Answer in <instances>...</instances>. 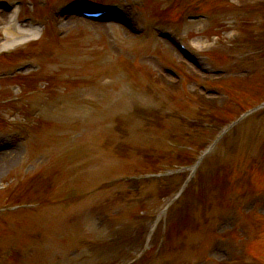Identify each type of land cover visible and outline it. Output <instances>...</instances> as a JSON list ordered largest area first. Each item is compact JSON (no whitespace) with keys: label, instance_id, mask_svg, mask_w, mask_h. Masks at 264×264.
<instances>
[{"label":"rangeland","instance_id":"1","mask_svg":"<svg viewBox=\"0 0 264 264\" xmlns=\"http://www.w3.org/2000/svg\"><path fill=\"white\" fill-rule=\"evenodd\" d=\"M26 1L30 3L27 4ZM45 1L25 0V5L20 7L17 13L15 8L8 13L0 11V73L10 72L12 70L10 67L12 63L23 60L25 56H29L30 54L34 59L39 60V62L41 59L43 61V65L39 64L40 68L36 71L29 70L25 74L13 78H0V132L9 129V127H5L4 116L12 111L15 104H18L21 111L15 110L18 112L16 118L22 125H28L33 128L30 138L33 135L34 129L40 132V138L36 139V143L42 147L40 151V149H37L39 148L38 146L32 145L34 140H29L23 142L21 146L24 147V150L21 152L6 153L5 157L12 160L2 167L0 173V206L13 203L25 196L29 197V192L36 190L31 188L32 185L28 188L26 187L30 184V177L33 174L39 173L44 167L45 163L42 162L44 160V158H41L42 155H53L54 150L49 151L51 146L58 144L55 145L57 148H67L69 146L67 143L71 142L74 136L84 128L81 125L88 123L90 117L95 115L98 117V113H102L103 111H108L109 113L122 111L119 105L122 99L118 98V95L124 90H129L132 93V97L127 94V99L130 102L137 99L134 96L139 97L143 95V93L133 86H140V84L136 83L140 79L145 80L143 81V85L146 84L144 70L134 68L132 65L142 62L140 65L143 66V69L145 68L146 74L149 73L151 68L170 74V68L166 64H161V62H165L164 57L167 59V62H172L179 58L182 62L181 64L185 66V72L192 70L196 74L202 75L205 78H212L214 81L219 76H224L223 74H210V76L202 74L193 64L186 63V60L182 58L176 49L171 48L170 44L166 41L142 43V47L148 49L146 51L142 50L144 48H134L131 50L124 45L129 46L133 44L134 41L128 39H133V37H128L127 30L122 26L115 23H106L108 25L100 27L98 25L105 22L91 21L75 15L69 16L70 18L68 16L64 17V19L68 20L66 26L63 23H58L63 26L62 30L66 34L60 40H55L48 30L45 29L41 32L40 39L38 40L30 38L26 40L17 39L18 42L13 44V47L9 45L11 43L4 46L5 38L9 37L7 34L8 27L13 31H19L22 21L25 19H29V22L33 21L30 19V14H33L31 15L32 17H35V14H43V17L46 16L45 14L50 7H47V2ZM65 1L57 0L54 4L64 3ZM121 1L122 4L129 3V1L133 5L136 3L138 5L136 6L137 10L132 7L131 11L144 24L147 23L146 20L157 18L156 16L153 17V14L162 16L173 22L182 13L195 10L192 9L194 7L210 10L213 14L211 20L197 22L181 21L180 24L176 23L179 26L178 30L181 32L180 34L188 40L189 44L193 46L200 57L212 61L213 67L216 68L219 67L217 66L219 63H222L224 59L222 54L230 47L226 43L229 36L227 30L230 19L233 17V9L229 3H221L219 0H172L170 4H167L164 0H151L152 2L148 0ZM200 1L201 3H199ZM104 2L106 1L90 0L88 3L90 6H96V4ZM173 8L174 11H172ZM31 26L23 24L22 30L30 32ZM244 26L250 27L248 24ZM211 31H216L215 33L221 36L222 42L224 41L222 46L214 48L215 44L210 37L213 34L210 33ZM244 31L248 35L250 30L244 29ZM163 46L172 52L165 50ZM153 47L155 51L162 53L163 59L155 56L156 53L151 50ZM127 48L131 52H127ZM230 49L234 51L237 47L234 46ZM42 50L44 54L40 55ZM126 53H129L134 59ZM228 53L232 52L229 51ZM44 65L45 67L43 68ZM234 78L237 80L236 85ZM231 79L232 81H229ZM131 80L133 81L130 83ZM190 82L189 80L186 81L185 89L194 83L192 80ZM239 82L240 84L238 85ZM14 85L18 87V91L11 90V88L15 87ZM216 85L224 86L228 90L229 95L240 106H243L245 101L250 102L252 100L253 103L264 97V93L260 87L257 86L258 88H256V86L240 80L235 75L228 77L224 82ZM84 89L86 93L84 94L85 96H82L81 90ZM93 89L95 93L92 91ZM197 90L200 91V88H197ZM234 94H236L237 98ZM13 97H18L19 99H12ZM129 108L132 110V106ZM231 109V106L227 107V110ZM99 119L98 117L97 121ZM87 128H90V126H87ZM203 135L195 136L192 142L199 144V139H202ZM248 151L249 148L246 147L244 152L247 154ZM78 173L87 172L83 170ZM106 174L108 173L103 172L96 180L88 183L100 181L105 178ZM49 178L50 176L45 175L41 181V175H39L37 177L39 181L38 186L47 184ZM59 180L61 181L60 185L56 188V190H59L56 191L59 195L65 194L70 186L75 187L79 181L74 176L65 180ZM24 181L27 182L23 187L21 184ZM79 189L80 191L84 190L83 186H80ZM36 192L44 193V191ZM89 197H83L84 199H80L76 204L74 203L71 208L61 212L60 223L62 218L67 220V214L75 217H81V214L84 215L82 224L78 226L74 224L67 225L68 228L63 227V229H59L61 232L68 230L72 232L74 229H77L78 232L80 231V234H87L85 231L87 229L91 235H100L98 227L93 226L95 223L89 222L91 220L89 215L92 216L94 211L100 208V204L92 199L96 197ZM19 245L22 244L17 242V246ZM110 246L111 250L110 247L102 246L98 248V250L104 252L105 259H103V264H125L126 258L121 248L119 249L116 247L117 245L113 244ZM49 249H52V247H49ZM55 250L53 248L52 251ZM57 250L60 251V249ZM63 252L65 253V251ZM60 253L55 256L56 259L60 258ZM90 253L83 251L82 254L76 255L72 248L67 247V255L65 254L61 257L63 258L61 261L65 259L67 264H98L97 257L94 254L90 255ZM81 255L85 256L82 257ZM80 256L82 258H79ZM216 257L220 258L219 255H216ZM165 260V255H162L161 259L153 264H162Z\"/></svg>","mask_w":264,"mask_h":264},{"label":"bare ground","instance_id":"2","mask_svg":"<svg viewBox=\"0 0 264 264\" xmlns=\"http://www.w3.org/2000/svg\"><path fill=\"white\" fill-rule=\"evenodd\" d=\"M70 18V17H69ZM68 18V19H69ZM66 22H68V20H66ZM28 24H26L25 26H27ZM105 25H108V24H99L98 26L102 27V26H105ZM23 27V25L21 26ZM21 29V28H20ZM7 34L9 35V37L6 39L5 43H4V46H7L9 44V42H11V44H13V42L15 43V41L18 39V38H22L24 36H26V32L22 31V30H19V31H13L12 29H10L9 27L7 28ZM32 35V34H31ZM8 152H11V151H8ZM7 152V153H8ZM4 154V156L2 155ZM6 156V152L5 153H1L0 154V173H1V170H2V167L7 165L12 159L10 158H7L5 157Z\"/></svg>","mask_w":264,"mask_h":264}]
</instances>
